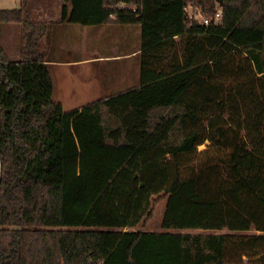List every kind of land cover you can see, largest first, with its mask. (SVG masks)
I'll use <instances>...</instances> for the list:
<instances>
[{
	"label": "trees",
	"instance_id": "trees-1",
	"mask_svg": "<svg viewBox=\"0 0 264 264\" xmlns=\"http://www.w3.org/2000/svg\"><path fill=\"white\" fill-rule=\"evenodd\" d=\"M42 2L0 9V264H264V0H62L58 25L141 31L139 85L70 111Z\"/></svg>",
	"mask_w": 264,
	"mask_h": 264
},
{
	"label": "rangeland",
	"instance_id": "rangeland-1",
	"mask_svg": "<svg viewBox=\"0 0 264 264\" xmlns=\"http://www.w3.org/2000/svg\"><path fill=\"white\" fill-rule=\"evenodd\" d=\"M49 1L51 3L49 6L42 2L34 7L32 20L41 22L57 20V16L51 15L59 11L62 0ZM22 2L23 0H0V9H20ZM192 6L191 4L187 9L189 16L197 17L201 13L203 17L209 18L202 7ZM221 8L220 0H216V11ZM73 27L77 28L69 32L56 28L54 31H57V34H52V31L42 44V50L49 59L56 58L63 62L90 60L74 66L60 64L50 67L56 103H60L66 111L82 109L91 103L139 85V57L134 55L124 57V54L139 50L141 45L139 28L120 26L89 28L77 25ZM21 35L19 26L4 25L2 28L1 43L13 61L21 59ZM117 55H120V58H115ZM107 56L111 58L104 59ZM165 205L163 195L156 197L152 218L137 230L160 232Z\"/></svg>",
	"mask_w": 264,
	"mask_h": 264
},
{
	"label": "crops",
	"instance_id": "crops-1",
	"mask_svg": "<svg viewBox=\"0 0 264 264\" xmlns=\"http://www.w3.org/2000/svg\"><path fill=\"white\" fill-rule=\"evenodd\" d=\"M59 13H60V9H59V11L57 12V13H54V15H51L52 17H54V16H57V17H59ZM58 19V18H57ZM57 22H58V20H56L55 21V25H54V29L56 30V28H60V29H62V31H71V30H73V29H76L77 27H73V26H71V25H58L57 24ZM55 34H57V31H55ZM136 51H139V50H136ZM133 52V53H131V54H124V57H129V56H136L137 57V52ZM123 55V54H122ZM102 57H100V59H101ZM107 58H111V56H107V57H105L104 59H107ZM115 58H120V55H117V56H115ZM93 59V58H92ZM48 61H52V62H49L50 63V67L51 66H55V65H60V64H65V65H70V66H74V65H76V64H82V63H84V62H87V61H90V60H76V61H68V62H63V61H61V60H57L56 58L55 59H50V60H48Z\"/></svg>",
	"mask_w": 264,
	"mask_h": 264
},
{
	"label": "built area",
	"instance_id": "built-area-1",
	"mask_svg": "<svg viewBox=\"0 0 264 264\" xmlns=\"http://www.w3.org/2000/svg\"><path fill=\"white\" fill-rule=\"evenodd\" d=\"M197 16V15H196ZM222 14L221 12H219L216 16L215 22H219V20L221 19ZM198 20L202 21L204 25L208 26L210 24V21L206 18L203 17V15L200 13L198 14V16L196 17Z\"/></svg>",
	"mask_w": 264,
	"mask_h": 264
},
{
	"label": "water",
	"instance_id": "water-1",
	"mask_svg": "<svg viewBox=\"0 0 264 264\" xmlns=\"http://www.w3.org/2000/svg\"><path fill=\"white\" fill-rule=\"evenodd\" d=\"M220 3H221V5L223 6V4H224L223 0H221Z\"/></svg>",
	"mask_w": 264,
	"mask_h": 264
}]
</instances>
